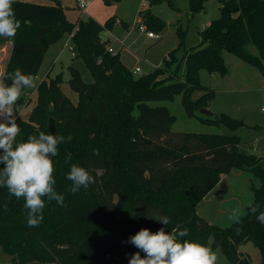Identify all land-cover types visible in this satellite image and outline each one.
I'll list each match as a JSON object with an SVG mask.
<instances>
[{
	"label": "trees",
	"instance_id": "1",
	"mask_svg": "<svg viewBox=\"0 0 264 264\" xmlns=\"http://www.w3.org/2000/svg\"><path fill=\"white\" fill-rule=\"evenodd\" d=\"M161 1L147 0L149 6ZM186 1L189 12L195 14L203 10L206 0ZM219 1V18L204 28L199 43L182 55L185 73L179 79L164 66L135 77L118 53L108 52L109 41L102 33L112 28L114 18L104 24L91 18L74 24L67 21L58 0L54 5L15 0L12 7L21 27L12 39L0 37V46L11 45L2 82L10 84L8 77L16 69L36 78L47 48L65 34L92 82L84 83L79 72L68 67L67 83L77 95L76 103L62 93L63 81L57 75L38 84L27 120L16 119L21 130L18 142L41 131L49 133L50 120L57 135H71L72 139L59 144V155L52 158L54 188L65 197L64 206L44 198L39 226H28L23 198L10 197L6 188H0V249L12 264H129L139 251L129 238L144 228L156 232L164 227L156 220L160 215L170 216L172 227L188 229L182 239L205 246L211 239V246L218 248L229 264H250L237 252V247L247 242L259 249L260 264H264V224L257 220L264 212V156L245 152L235 135L174 133V117L165 107L150 105L182 94L185 111L193 116V109H201L200 101L212 91L205 88L196 106L187 95L190 89L200 87L201 70L225 73L224 52L238 56L264 75V0ZM139 18L140 25L150 32L162 28L148 11L141 12ZM249 47L255 49V55ZM22 103L20 97L16 105ZM200 120L222 122L231 128L241 125L225 116ZM94 149L99 156L93 154ZM69 154L71 160L65 163ZM71 164L88 170L95 183L72 194L71 181L66 179ZM3 167L0 164V169ZM232 169L248 170L260 179L252 202L259 207L256 214L247 207L239 224L221 229L198 216L195 207L220 176ZM140 254L143 258L144 253Z\"/></svg>",
	"mask_w": 264,
	"mask_h": 264
},
{
	"label": "rangeland",
	"instance_id": "2",
	"mask_svg": "<svg viewBox=\"0 0 264 264\" xmlns=\"http://www.w3.org/2000/svg\"><path fill=\"white\" fill-rule=\"evenodd\" d=\"M38 5H54L56 0H21ZM70 23L91 18L99 24L114 18L110 31L111 48L119 53L121 61L132 72L139 67L140 74L146 75L155 67H167L179 79L184 78L185 68L181 61L184 52L195 47L200 41V32L220 16V1L206 0L203 10L191 14L186 0H162L149 6L147 0H90L86 10L81 13L75 0H58ZM148 11L162 24L160 30H152L155 38H147L138 31L140 13ZM116 21V22H115ZM104 31L102 37L105 38ZM11 45L0 46V82H2L6 63L9 59ZM251 54H256L249 47ZM224 74H209L206 70L199 72L200 87L190 89L187 99L191 105L198 104V99L209 88L212 92L204 100L201 109L207 110L211 117L225 116L241 122V125L229 127L225 123H207L200 118H207L193 109V116H188L182 104L183 95L177 94L171 100L151 102V106L165 107L174 117L171 131L180 134H217L235 135L242 149L247 153L264 156V75L238 56L224 52ZM264 65V64H263ZM68 67L76 69L84 83H91L92 78L80 58H76L70 48V40L65 34L58 42L47 48L37 76L36 87L42 80L61 75L62 93L76 103L77 95L69 88ZM35 88H26L21 93L23 103L15 105L16 119L26 121L34 106ZM261 185L260 179L248 170L232 169L220 176L205 198L197 204L195 211L210 225L225 229L234 221L230 219L234 210L240 219L246 214L249 202H253L254 190ZM207 247L217 255L216 264H229L218 248H212L211 239ZM238 254L247 257L250 264H260L259 249L251 242L237 247ZM0 264H12L11 258L0 249Z\"/></svg>",
	"mask_w": 264,
	"mask_h": 264
},
{
	"label": "clouds",
	"instance_id": "3",
	"mask_svg": "<svg viewBox=\"0 0 264 264\" xmlns=\"http://www.w3.org/2000/svg\"><path fill=\"white\" fill-rule=\"evenodd\" d=\"M15 0H0V37L12 39L16 36L21 23L16 19L13 10ZM9 83L0 82V188H6L10 197L24 199L27 210V224L39 226L43 220L45 199L55 201L64 206L65 197L58 193L54 185L55 167L53 157L59 155L58 145L71 141L72 137L59 136L41 131L38 136L29 135L24 141H17L20 127L16 122L15 105L25 88H35V78L24 74L20 69L8 77ZM93 154L99 156L94 149ZM71 160V154L65 157V163ZM66 179L71 181L69 191L76 194L81 188L87 190L95 183L94 177L85 168L71 164ZM5 205V209H6ZM250 212L256 214L258 205L251 201ZM240 223L239 212L234 210L230 217ZM164 225L156 232L147 228L139 230L129 238V243L139 251L135 252L129 264H216L217 255L209 247L197 242L182 239L188 235V229L180 225L172 227V218L160 215L156 219ZM257 220L264 224V212H260ZM170 228L171 231H166ZM240 229H237L239 233ZM141 252L144 257H141Z\"/></svg>",
	"mask_w": 264,
	"mask_h": 264
},
{
	"label": "built area",
	"instance_id": "4",
	"mask_svg": "<svg viewBox=\"0 0 264 264\" xmlns=\"http://www.w3.org/2000/svg\"><path fill=\"white\" fill-rule=\"evenodd\" d=\"M89 3H90V0H75V4H76L77 8L81 11V13H83L86 10V8L88 7ZM138 31L140 33H145L147 38H150V39L155 38V35L152 32L146 30V28L143 25L138 26ZM108 52L112 53L113 50L109 47L108 48ZM139 71H140V69L136 68L133 71V74L134 75H138V74H140Z\"/></svg>",
	"mask_w": 264,
	"mask_h": 264
},
{
	"label": "water",
	"instance_id": "5",
	"mask_svg": "<svg viewBox=\"0 0 264 264\" xmlns=\"http://www.w3.org/2000/svg\"><path fill=\"white\" fill-rule=\"evenodd\" d=\"M199 113L203 114L205 116L211 117V114L205 109H201L199 111ZM48 132H49V134H56L55 129H54V124H53L52 120L49 121Z\"/></svg>",
	"mask_w": 264,
	"mask_h": 264
},
{
	"label": "crops",
	"instance_id": "6",
	"mask_svg": "<svg viewBox=\"0 0 264 264\" xmlns=\"http://www.w3.org/2000/svg\"><path fill=\"white\" fill-rule=\"evenodd\" d=\"M116 22V21H115ZM110 31L109 30H106V33H105V38H103V39H107L108 41H109V47L111 48V38H110ZM112 49V48H111ZM113 50V49H112ZM113 52L114 53H118V52H115L114 50H113ZM119 54V53H118ZM123 62V61H122ZM125 65V64H124ZM137 68H139V67H137ZM140 72V71H139ZM264 148V147H263ZM264 153V152H263ZM213 248V247H212Z\"/></svg>",
	"mask_w": 264,
	"mask_h": 264
}]
</instances>
